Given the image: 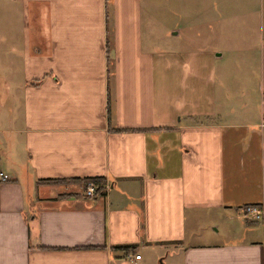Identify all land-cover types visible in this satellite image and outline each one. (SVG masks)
I'll return each instance as SVG.
<instances>
[{
    "label": "crops",
    "instance_id": "0c3cea01",
    "mask_svg": "<svg viewBox=\"0 0 264 264\" xmlns=\"http://www.w3.org/2000/svg\"><path fill=\"white\" fill-rule=\"evenodd\" d=\"M258 1L155 32L143 0H0V264H264Z\"/></svg>",
    "mask_w": 264,
    "mask_h": 264
},
{
    "label": "rangeland",
    "instance_id": "374dc122",
    "mask_svg": "<svg viewBox=\"0 0 264 264\" xmlns=\"http://www.w3.org/2000/svg\"><path fill=\"white\" fill-rule=\"evenodd\" d=\"M145 3H149V10L152 11V15L155 19L159 20V24L155 26L151 24V29H154L155 32L162 31V28L167 25H173L174 23H181L184 27L185 22L180 21L182 16L189 17L197 15L200 18L201 15L208 14L210 17L212 13L219 16H226L227 20L232 18L234 21L229 20V28H238L240 19L239 14L240 12L245 14H254L258 16V7H260V3L258 0L254 1H240V0H190L183 1L180 3H176L173 0L166 1L163 6L159 5L163 3V0H143ZM8 6V4H7ZM264 6V2H263ZM171 7L168 11L163 8ZM12 13V9H8L7 14ZM264 19V9L262 13ZM1 19V18H0ZM198 22V21H197ZM223 25H227V21L220 22ZM264 24V21H263ZM219 25V22H214L213 29H216ZM201 26V24L197 25ZM1 28V27H0ZM5 28V27H4ZM1 28V29H4ZM186 44V43H185ZM187 45V44H186ZM194 45V44H191ZM257 69L253 68L248 71L247 79L248 83L257 81ZM246 80V79H245ZM254 86V84L252 85Z\"/></svg>",
    "mask_w": 264,
    "mask_h": 264
},
{
    "label": "built area",
    "instance_id": "2783aa9c",
    "mask_svg": "<svg viewBox=\"0 0 264 264\" xmlns=\"http://www.w3.org/2000/svg\"><path fill=\"white\" fill-rule=\"evenodd\" d=\"M5 177L4 174H2L1 179ZM95 183L93 181H87L85 184L84 192L86 195L92 196V194L95 191ZM243 208V215L247 217L250 220L258 221L262 217V209L260 205L254 204V203H247L242 206ZM133 258H139V254H133Z\"/></svg>",
    "mask_w": 264,
    "mask_h": 264
},
{
    "label": "trees",
    "instance_id": "16d2710c",
    "mask_svg": "<svg viewBox=\"0 0 264 264\" xmlns=\"http://www.w3.org/2000/svg\"><path fill=\"white\" fill-rule=\"evenodd\" d=\"M83 181H84V185L87 183V181H93L96 184H100V183H102V177H100V176H88V177H84ZM98 188H99V185L96 186L95 190Z\"/></svg>",
    "mask_w": 264,
    "mask_h": 264
},
{
    "label": "water",
    "instance_id": "95a60500",
    "mask_svg": "<svg viewBox=\"0 0 264 264\" xmlns=\"http://www.w3.org/2000/svg\"><path fill=\"white\" fill-rule=\"evenodd\" d=\"M156 264H162L160 261H158Z\"/></svg>",
    "mask_w": 264,
    "mask_h": 264
}]
</instances>
